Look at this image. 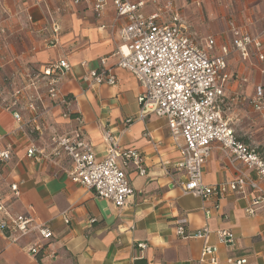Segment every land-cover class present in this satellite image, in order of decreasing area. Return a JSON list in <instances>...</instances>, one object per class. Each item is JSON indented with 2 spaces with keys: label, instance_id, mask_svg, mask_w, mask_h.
<instances>
[{
  "label": "crops",
  "instance_id": "crops-1",
  "mask_svg": "<svg viewBox=\"0 0 264 264\" xmlns=\"http://www.w3.org/2000/svg\"><path fill=\"white\" fill-rule=\"evenodd\" d=\"M166 1L175 5L194 40L213 37L211 57L221 55L222 48L231 45V24L260 37L259 52L264 54V0H151L141 13L151 15L157 4ZM196 1L199 6L192 4ZM94 2L0 0V29L5 30L0 35V97L18 102L15 109L25 129L16 132L11 112L0 110V144L13 145L11 160L3 172L5 180L21 182L17 197L2 187L4 203L13 213L29 215L36 223L45 224L52 233L48 241H40L32 232L15 242L0 233V264H197L204 241L180 237L176 224L181 219L186 220L183 227L187 235L209 228L208 242L218 248L217 264H228V259L264 264V203L251 216L246 209L252 195L232 192L202 202L181 194L173 183L180 177L175 168L180 155L169 138L165 120L156 116L135 120L141 90L128 71L115 66L114 51L122 44L118 31L125 22L113 21L111 0L96 17ZM51 23L59 26V46L43 50L42 40L49 37ZM257 55L253 49L247 59L234 51L228 53V81L220 107L237 139L264 158V121L252 119L248 137L244 138L231 119L238 123L246 112L258 114L246 101L258 88L264 95V62ZM64 58L71 70L59 80V92L69 102L67 117L63 116L64 107L47 98L43 82H37L35 88L29 84L43 66ZM102 58L106 67L114 69L118 81L115 86H93L84 80L89 70L99 68ZM26 95L37 99L33 112L24 109ZM233 97L238 100L232 101ZM76 117L82 120L81 131L92 144L97 161L104 157L106 148L103 130L114 135L121 153L136 152L143 158V177L132 167L127 170L134 195L126 207L96 199L91 190L73 183L57 165L36 164L24 156L31 145L48 148L54 135L75 131ZM128 119L132 120L129 124ZM210 152L202 166L203 182L217 185L231 181L236 168L241 167L230 163L217 145ZM247 172L255 178L253 171ZM261 187L264 189V184ZM222 229L232 232V247L218 245L216 232ZM138 244L146 245L145 249H139ZM32 245L38 247L35 255L28 253Z\"/></svg>",
  "mask_w": 264,
  "mask_h": 264
},
{
  "label": "built area",
  "instance_id": "built-area-1",
  "mask_svg": "<svg viewBox=\"0 0 264 264\" xmlns=\"http://www.w3.org/2000/svg\"><path fill=\"white\" fill-rule=\"evenodd\" d=\"M79 0H74L78 3ZM151 0H111L115 8L114 22L124 20L118 31L122 44L115 49L117 58L115 66L128 71L140 88L138 97V113L135 120L143 121L149 116L165 120L169 138L175 144L180 155L175 168L180 173L179 179L173 183L183 196L199 198L209 202L219 195L236 192L241 195H252L246 213L254 216L255 209L264 203V158L248 144L240 142L234 135L230 122L223 116L220 104L224 96L225 83L228 76L225 72V58L230 51L237 52L241 59L249 57V51H258L257 59L264 62V54L260 53L261 38L252 37L243 28L230 25L233 41L229 47L221 50V55L210 56L214 44L213 37L194 40L186 31L179 19L178 11L171 1L157 4L151 15L145 16L141 9ZM107 0H95L93 9L96 17L105 10ZM199 6V2H192ZM31 23V17L27 18ZM49 37L43 38L42 49L59 46V26L51 23ZM101 26L100 29H104ZM5 30L0 29V35ZM84 66V63H82ZM98 69L89 70L84 80L95 85L115 86L117 79L114 69L106 67V59L99 60ZM71 70L70 64L60 59L41 68L31 78L29 84L35 88L37 82H43L46 96L56 105L64 107V117L69 116L67 98L59 92V80ZM264 74V69L261 70ZM15 96H19L16 92ZM24 109L36 110L35 99L31 95L24 97ZM238 100L233 97L232 101ZM255 112L264 113V95L258 88L254 96L246 100ZM15 108L17 101L8 102L0 97V110L11 112L15 121L16 132L22 133L24 125L22 116ZM77 129L64 135H54L48 148L29 146L24 156L31 158L36 164L48 162L55 164L70 180L91 190L96 199L111 202L117 208L126 207L134 189L127 177L128 168L132 167L138 176L143 177L146 169L143 158L136 152L121 153L118 141L109 130L102 131V141L106 148L104 157L97 161L92 144L83 135L82 120L76 117ZM131 119L126 122L131 123ZM223 152L230 163H236V176L231 181L208 185L203 182V164L216 146ZM13 145L0 144V233L10 241L26 237L36 232L39 240L48 241L52 233L43 223H36L29 215L13 213L4 203L5 187L17 197L21 182H6L4 169L11 160ZM253 171L255 178L248 174ZM209 215L208 211H205ZM65 222H68L65 219ZM185 219L177 221L176 232L180 237H193L204 241L197 264H217L216 245L208 242L211 234L208 227L187 235L183 225ZM216 241L226 247L234 245V236L230 230L216 232ZM138 244L139 249H145ZM38 247L32 245L28 249L35 255ZM228 264H244L245 260H227Z\"/></svg>",
  "mask_w": 264,
  "mask_h": 264
},
{
  "label": "rangeland",
  "instance_id": "rangeland-1",
  "mask_svg": "<svg viewBox=\"0 0 264 264\" xmlns=\"http://www.w3.org/2000/svg\"><path fill=\"white\" fill-rule=\"evenodd\" d=\"M231 119H232V122L236 123L235 129L237 133L242 135L245 138V137H248V133H247L249 129L248 123L252 122L251 121L252 119H258V120L264 121V114L262 113L254 114V113L246 112L244 113L243 118L241 119L238 118V123L235 122L234 118H231Z\"/></svg>",
  "mask_w": 264,
  "mask_h": 264
},
{
  "label": "trees",
  "instance_id": "trees-1",
  "mask_svg": "<svg viewBox=\"0 0 264 264\" xmlns=\"http://www.w3.org/2000/svg\"><path fill=\"white\" fill-rule=\"evenodd\" d=\"M257 153L259 154V152L257 151ZM260 155V154H259ZM261 156V155H260ZM136 264H144L143 262H136Z\"/></svg>",
  "mask_w": 264,
  "mask_h": 264
}]
</instances>
